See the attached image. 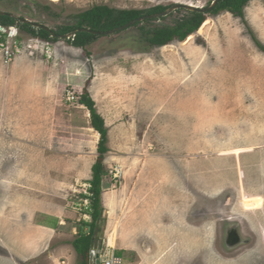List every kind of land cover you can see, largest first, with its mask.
<instances>
[{
	"label": "rangeland",
	"instance_id": "374dc122",
	"mask_svg": "<svg viewBox=\"0 0 264 264\" xmlns=\"http://www.w3.org/2000/svg\"><path fill=\"white\" fill-rule=\"evenodd\" d=\"M213 2L0 0V10L61 30L96 5L152 9L176 3L208 7ZM187 13L181 9L98 35L86 48L74 46L70 38L47 41L21 30L15 59L6 61L0 52L1 175L10 167L35 169L31 181L37 182L30 194L36 191L39 199L47 194L58 205L78 201L82 171L92 170L99 156L100 133L92 129L91 112L80 102L88 91L109 129L103 191L112 185L138 189L126 206L130 215L138 211L142 219L104 216L94 244L103 257L113 251L110 235L117 226L115 245L117 235V245L134 247L122 253V264L181 263L182 256L172 253L187 242L183 235L188 230L195 232L191 259L196 257L216 238L215 223L206 218L216 212L215 200L221 195L227 204L237 197L233 210L224 205L222 219H251L264 233V0L250 1L243 17L228 11L206 13L201 28L184 41L148 44L144 29L173 25ZM145 67L149 72L141 85ZM69 91L76 100H68ZM21 191L28 193L27 188ZM192 203L202 209L209 204L211 210L203 218L189 210ZM236 209L248 217L234 214ZM29 221L14 225L22 234L25 228L22 241L27 245L34 243L35 234ZM72 221L74 225H58L51 234L37 233L36 254L19 264H80L72 251L56 252L73 241L62 232L79 235L73 230L78 221ZM216 226L222 237L221 222ZM262 245L264 237L258 235L252 245L233 251V264H264ZM13 259L4 255V264H15ZM210 263L223 264L214 258Z\"/></svg>",
	"mask_w": 264,
	"mask_h": 264
},
{
	"label": "crops",
	"instance_id": "0c3cea01",
	"mask_svg": "<svg viewBox=\"0 0 264 264\" xmlns=\"http://www.w3.org/2000/svg\"><path fill=\"white\" fill-rule=\"evenodd\" d=\"M122 9H129V8L123 7ZM147 69L148 68L145 67V68H141L140 70L141 81H142L141 85L144 84L143 75L149 72V70ZM139 78L140 77H138V79L136 80L139 81L140 80ZM92 129H94V131L99 133L94 127ZM7 170L10 171L9 173H7V175L5 174L1 175V168H0V175H1L0 176V240L3 242L5 246V247H1L2 249L0 248V264H4V255L6 256V254L7 256L14 257L16 261L15 264H19L25 259H29V257L32 256V253L36 254L37 242H38L37 233L44 232L45 234H51V232L52 233L55 232L56 230H58V228H53L52 226L57 224V221H59L58 223L59 226H67L68 224L74 225L75 221L72 220H77L78 223L76 225H79V228L78 229L73 228V230L76 229V233H77L81 227L82 221L90 222L92 220V215L88 212L89 206L86 207L85 205L86 199L88 198L83 196L85 194L83 193V191L85 190L86 185L90 184L91 180L93 179V170H89L87 172L82 171L83 175L80 176V179H82V184L78 188L79 189L78 201H73L74 203L72 204L71 202L65 200V203L63 205L62 204L58 205V203L55 202L53 203L51 199H48L49 197L47 194L44 195L43 199H39L37 197L36 191H34L35 192L34 194H30V192H32L31 190L32 186L34 185V183L36 184L37 182L35 179L31 181V177L33 176L36 177L35 169L34 170L29 169L27 172L26 170L22 171L23 169H15L13 167H10ZM23 175L27 176V179L26 177L22 179L21 176ZM5 176H9L12 178H5ZM23 188L24 189L27 188L28 193H26V191L25 193H23L21 191ZM116 188L119 187L112 185L107 189H104L103 191L102 194L103 207H104V211H106L105 215L103 216H105L106 218L108 217V219H142V217H140L141 214L138 213V211L130 215L126 206V202H129L128 199L133 198V196H131L130 194H133L135 191L138 190L136 186H133L132 188H130V190L129 188H126V186H120L119 190ZM49 196L51 197V194H49ZM194 208L195 205L194 203H192L191 208L189 210L191 211L192 209V213H193ZM117 213L118 216H116ZM25 219L30 220L29 222L32 223L30 224V226L35 230L34 243L30 242L28 243V245L23 242L24 237L26 235L25 228L23 229V234H22L19 228L14 226L16 223L20 225L24 224ZM112 224H114V222L111 223V225ZM87 230L88 227L86 226L85 231ZM62 234L67 236L72 235L73 241L78 237V236L75 237L74 233L72 232H62ZM194 234L195 232L191 230H188L186 233H184L183 237L185 236L187 238V242L184 244H181L180 242L179 248H175V252L172 253V254L175 253L174 255H176L178 259L179 256H182L180 259L181 263H176V264H190V261H192L191 257L193 251L191 250V248L193 249L192 237ZM31 235H33L32 231L31 232L28 231L29 241L32 240ZM197 238L198 236L195 238V240H198ZM73 241L71 243H67L66 246L64 247L57 248L56 252L67 253V251H72L74 254L78 255L73 245ZM109 248L110 249L112 248V250L115 251V253L117 250L116 248H118V250H120L118 251V253H123L124 251L129 250V248H134V247H129L127 245H123V246L117 245V235H116V245L114 247L109 246ZM193 250L194 251L196 250L195 247ZM107 253L108 251L106 252V254ZM163 255L165 256L166 254ZM119 257L121 258L123 257V255ZM121 259L123 260V258Z\"/></svg>",
	"mask_w": 264,
	"mask_h": 264
},
{
	"label": "trees",
	"instance_id": "16d2710c",
	"mask_svg": "<svg viewBox=\"0 0 264 264\" xmlns=\"http://www.w3.org/2000/svg\"><path fill=\"white\" fill-rule=\"evenodd\" d=\"M252 0H220L219 3L211 10V13L217 14L219 12L228 11L238 17L244 16L245 7ZM211 4V3H210ZM209 4V5H210ZM170 6V5H169ZM169 6H156L152 9H120L109 7L108 5H96L87 11L78 14V21L76 24L64 26L61 30H54L57 34H67L76 29L87 27L97 31H108L124 25L131 20L141 17L146 14L159 13L166 10ZM179 9L178 11H180ZM188 13L183 18L179 19L173 25L156 26L153 25L148 29H142L144 38L152 47L166 46L175 40L184 41L191 34L200 29L206 19V14L196 11L187 10ZM166 18L162 17L161 19ZM153 19L145 20V23L152 22ZM141 25L142 22L137 23ZM0 25L4 27L15 26L20 31H25L36 38L47 41H58L59 37H54L52 31L43 28H37L31 24H27L18 20L10 14L0 15ZM3 34L6 38L7 33L0 30V35ZM99 36L87 31L78 32L74 37L70 38L72 44L76 47L86 48L87 45L93 43ZM21 38V36H20ZM19 38V39H20ZM82 104L86 105L91 112V123L100 133V141L98 145L99 156L92 167L93 179L88 188V194L83 196L90 200L89 213L92 215L90 222L82 221L79 229L78 237L73 241V245L78 253L80 264H90L89 254L94 247L96 240L100 237L103 230L104 207H103V180L107 176V166L105 164L106 154L109 152L108 147V132L105 119L97 111L96 103L88 91L81 97ZM57 224L52 226L58 227ZM48 225V224H46ZM50 226V225H48ZM88 230L85 231V227ZM122 255V253H117Z\"/></svg>",
	"mask_w": 264,
	"mask_h": 264
},
{
	"label": "flooded vegetation",
	"instance_id": "af4514ba",
	"mask_svg": "<svg viewBox=\"0 0 264 264\" xmlns=\"http://www.w3.org/2000/svg\"><path fill=\"white\" fill-rule=\"evenodd\" d=\"M224 197H226V195H221L218 199L215 200V206L214 207H216L217 210H216V212H211V214L209 216H207V218H206L207 221L215 223V231H216L215 236H216V238L215 239L212 238V241H211L209 247H207V246L203 247L202 250L198 251L199 252L198 255L196 257L192 258V261H195L197 264H203V263L204 264H212V263H210V260L212 261L213 258H214L215 262L219 261V262H222L223 264H233L232 261H234V258L231 255V253L233 251L235 252L244 246L252 245L254 239L256 240L258 238V235H259V238L264 237V233L263 232L259 233V231L257 230L258 228L256 229V227L254 226L251 219H249L251 221V223L249 221L248 222L244 221L245 222L244 223L243 222L244 219H237L235 217H229L226 219H222L223 214H224V210H223L224 205H230V209L233 210L235 208V207L232 208L233 207V201L235 198H237V197H234L233 201L230 204H227L223 200ZM235 205H236V203H235ZM210 207H211V205L205 204L204 209H202V208L195 205L194 213L199 211V213L202 214L203 218H204V215H206L211 210ZM200 210H202L203 212H200ZM233 213L237 214L239 216H242V218L248 217V216H246V214H244L246 212L241 210V209L240 210L236 209ZM218 222H221L220 229L222 230V237H221V234L219 235L220 231H217L219 229L216 226V225H218ZM235 227H236V230H238V233L240 234L242 243L235 250H229L228 251L224 246V244H225L224 243V240H225L224 236L228 233V231L230 229L235 230ZM257 245L258 244H253L252 247H255ZM262 246H264V245H262ZM221 247L224 250V252L230 253V254L227 253L228 255H230V257L222 254L221 249H220ZM198 262H200V263H198Z\"/></svg>",
	"mask_w": 264,
	"mask_h": 264
},
{
	"label": "water",
	"instance_id": "95a60500",
	"mask_svg": "<svg viewBox=\"0 0 264 264\" xmlns=\"http://www.w3.org/2000/svg\"><path fill=\"white\" fill-rule=\"evenodd\" d=\"M219 1L220 0H214V2L208 7L197 6V5H194V4H191V3H189V4L188 3H176V4H173V5L169 6L166 10H164L162 12L143 15L141 17H138V18H135V19L131 20L130 22H128V23H126L124 25H121L119 27H116V28L108 30V31H97V30H93L91 28L82 27V28L76 29V30H74V31H72L70 33L62 34V35H59V34L55 33L50 27H48V26H46L44 24L34 22V21H32L30 19H27V18H20V17H17V18H18V20H20L22 22H25L27 24H31L34 27L43 28V29H46L48 31H52L53 32V36L54 37H59V38H72L78 32H83V31H87V32H90V33H93V34H97V35H112V34L118 32V31L127 29V28H129V27H131V26H133V25H135L137 23L143 22V21H145L147 19H159V18H162V17H166V16L170 15L171 13L176 12L179 9L196 11V12H201V13H205L206 14V13L210 12L211 10H213L214 7L219 3ZM5 14H9V13H7V12H5L3 10H0V15H5ZM10 15H12V14H10ZM12 16L14 17L15 15H12ZM224 237H225L224 246H225V248L228 251L229 250H235L242 243L240 234L238 233V230H236V227H235V230L234 229H230L228 231V233ZM94 248L95 247L92 248V250H91V252L89 254L90 264H92L94 261L96 262V264H100V262H101V254H100V252L98 250H96V248L95 249Z\"/></svg>",
	"mask_w": 264,
	"mask_h": 264
},
{
	"label": "built area",
	"instance_id": "2783aa9c",
	"mask_svg": "<svg viewBox=\"0 0 264 264\" xmlns=\"http://www.w3.org/2000/svg\"><path fill=\"white\" fill-rule=\"evenodd\" d=\"M0 30L3 33H7V36H9L11 39L15 38L13 41H11L10 39L4 38V35L1 34L0 35V52H2V54L5 56V60L9 61V60H14L15 57L18 55L19 52V48L16 45L17 42L15 41H20V30L15 27V26H11V27H4L2 25H0ZM13 42V43H12ZM36 45L37 42H34ZM68 100L73 101L76 100V95L69 91V95H68ZM88 190L85 191V194H88ZM90 204V200L86 199V207H88ZM96 253V252H95ZM101 254V262L100 264H122V259L120 257H118L115 253V251H110L108 252L105 257H103V254L100 252ZM92 264H96V262L94 261Z\"/></svg>",
	"mask_w": 264,
	"mask_h": 264
},
{
	"label": "bare ground",
	"instance_id": "6f19581e",
	"mask_svg": "<svg viewBox=\"0 0 264 264\" xmlns=\"http://www.w3.org/2000/svg\"><path fill=\"white\" fill-rule=\"evenodd\" d=\"M117 226L114 228V230L111 233V237H110V243L112 244V246H115V234L117 232ZM119 228V227H118Z\"/></svg>",
	"mask_w": 264,
	"mask_h": 264
}]
</instances>
